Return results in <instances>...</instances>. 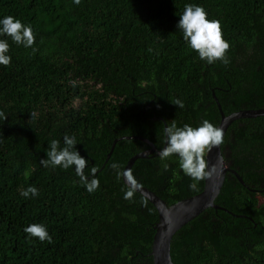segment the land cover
Returning <instances> with one entry per match:
<instances>
[{"label": "trees", "instance_id": "16d2710c", "mask_svg": "<svg viewBox=\"0 0 264 264\" xmlns=\"http://www.w3.org/2000/svg\"><path fill=\"white\" fill-rule=\"evenodd\" d=\"M186 4L220 22L228 63L208 64L187 46L176 27ZM9 15L35 40L25 48L0 37L11 56L0 65V264H153L158 212L136 192L125 199L117 175L149 145L126 138L160 151L172 120L218 126L214 95L225 115L263 109L264 0H0V18ZM65 134L89 162L85 173L96 169L91 193L74 169L40 163ZM221 149L244 185L226 175L215 201L224 210L175 234L174 264H264V117L235 121ZM129 174L168 206L204 187L189 188L176 155L137 160ZM28 186L36 197L20 195ZM32 223L52 242L27 239Z\"/></svg>", "mask_w": 264, "mask_h": 264}, {"label": "clouds", "instance_id": "9594fccd", "mask_svg": "<svg viewBox=\"0 0 264 264\" xmlns=\"http://www.w3.org/2000/svg\"><path fill=\"white\" fill-rule=\"evenodd\" d=\"M79 2L80 0H74V3ZM207 15L202 6L186 4L176 27L182 32L187 46L194 50L201 60H205L208 64L217 60L228 63L226 52L229 49V43L222 38L220 22L207 19ZM0 37H8L16 45H22L25 48L31 47L35 40L31 25L24 24L11 15L0 18ZM9 48L8 39L0 38V65H9L11 61V56L8 54ZM175 105L183 107L180 100H177ZM0 116H3V113H0ZM164 134L165 146L158 152L159 158L163 160L176 155L179 168L193 181L189 188L196 190L197 183L207 179L214 170H207L208 163L205 153H210L213 148H217L224 142L223 129L213 125L207 119L202 120L197 127L188 124L178 127L175 120H172L164 127ZM75 145H77L75 136L65 134L62 146L59 140L52 139L46 150V159H42L40 163L46 168L55 169L59 166L64 170L74 169L86 191L91 193L99 186V180L95 177L96 169L92 167L87 174L85 173L84 170L89 162L75 149ZM112 167L116 169L118 165L113 164ZM121 174L127 181L133 182L132 186L124 192V198L130 199L136 190L142 188V185L134 182L129 172H117V175ZM20 195L26 199L30 196L34 198L38 195V189L35 186H28L21 191ZM23 231L29 240L38 238L40 242H52V236L44 223L29 224L24 227Z\"/></svg>", "mask_w": 264, "mask_h": 264}, {"label": "water", "instance_id": "95a60500", "mask_svg": "<svg viewBox=\"0 0 264 264\" xmlns=\"http://www.w3.org/2000/svg\"><path fill=\"white\" fill-rule=\"evenodd\" d=\"M213 97L216 102L215 104H217L221 118L217 127L223 129L224 136L226 135L229 127L235 121L264 117V108L257 110H241L230 115H225L220 104H218L219 102L215 95ZM126 139H135L145 142L149 145V149L132 157L128 161L123 172H130L137 160L147 159L151 155L158 156L159 151L149 141L139 137ZM115 144L116 141L113 143L111 150L107 155L106 162L110 159L114 151ZM205 159L208 163L207 170H214L211 171V175L204 180L203 191L196 196L168 206L164 200L146 188L142 187L135 191L141 195L143 199L145 198L148 200L158 212V222L155 227V236L151 248L153 264H174L171 258V243L175 234L208 209L224 210L217 206L215 201L222 190L226 175L228 173L234 175L237 180L242 185H244L243 180L234 170L229 167L228 163L226 162L225 156L222 153L221 145L217 148H213L210 153H206ZM122 179L128 188L132 186L133 182L127 181L123 175Z\"/></svg>", "mask_w": 264, "mask_h": 264}]
</instances>
